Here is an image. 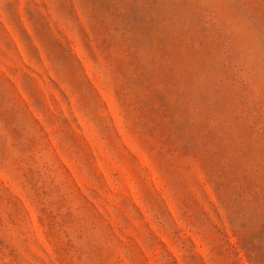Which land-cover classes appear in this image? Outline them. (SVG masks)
Wrapping results in <instances>:
<instances>
[{"label": "rangeland", "instance_id": "374dc122", "mask_svg": "<svg viewBox=\"0 0 264 264\" xmlns=\"http://www.w3.org/2000/svg\"><path fill=\"white\" fill-rule=\"evenodd\" d=\"M0 264H264V0H0Z\"/></svg>", "mask_w": 264, "mask_h": 264}]
</instances>
